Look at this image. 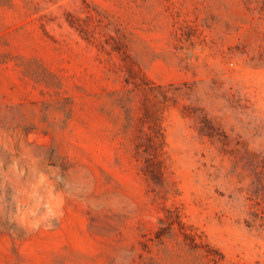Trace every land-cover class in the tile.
<instances>
[{"label":"rangeland","instance_id":"1","mask_svg":"<svg viewBox=\"0 0 264 264\" xmlns=\"http://www.w3.org/2000/svg\"><path fill=\"white\" fill-rule=\"evenodd\" d=\"M0 264H264V0H0Z\"/></svg>","mask_w":264,"mask_h":264}]
</instances>
